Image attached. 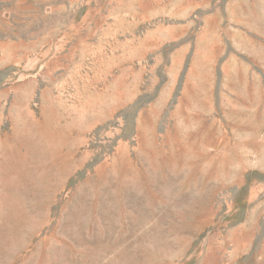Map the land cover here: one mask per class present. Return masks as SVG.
<instances>
[{
	"label": "rangeland",
	"instance_id": "rangeland-1",
	"mask_svg": "<svg viewBox=\"0 0 264 264\" xmlns=\"http://www.w3.org/2000/svg\"><path fill=\"white\" fill-rule=\"evenodd\" d=\"M0 264H264V0H0Z\"/></svg>",
	"mask_w": 264,
	"mask_h": 264
}]
</instances>
